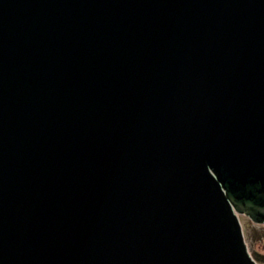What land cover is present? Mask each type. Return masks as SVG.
<instances>
[{"label":"water","instance_id":"water-1","mask_svg":"<svg viewBox=\"0 0 264 264\" xmlns=\"http://www.w3.org/2000/svg\"><path fill=\"white\" fill-rule=\"evenodd\" d=\"M264 0H0V264H258Z\"/></svg>","mask_w":264,"mask_h":264},{"label":"rangeland","instance_id":"rangeland-1","mask_svg":"<svg viewBox=\"0 0 264 264\" xmlns=\"http://www.w3.org/2000/svg\"><path fill=\"white\" fill-rule=\"evenodd\" d=\"M239 218L250 254L258 264H264V224H256L246 215Z\"/></svg>","mask_w":264,"mask_h":264},{"label":"flooded vegetation","instance_id":"flooded-vegetation-1","mask_svg":"<svg viewBox=\"0 0 264 264\" xmlns=\"http://www.w3.org/2000/svg\"><path fill=\"white\" fill-rule=\"evenodd\" d=\"M244 233V232H243ZM244 237H245V234H244ZM263 249H264V245H263ZM258 256V255H257Z\"/></svg>","mask_w":264,"mask_h":264},{"label":"trees","instance_id":"trees-1","mask_svg":"<svg viewBox=\"0 0 264 264\" xmlns=\"http://www.w3.org/2000/svg\"><path fill=\"white\" fill-rule=\"evenodd\" d=\"M257 260V259H256Z\"/></svg>","mask_w":264,"mask_h":264}]
</instances>
